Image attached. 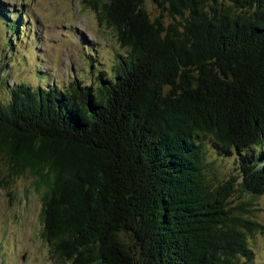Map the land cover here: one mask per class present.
Instances as JSON below:
<instances>
[{"label": "trees", "instance_id": "16d2710c", "mask_svg": "<svg viewBox=\"0 0 264 264\" xmlns=\"http://www.w3.org/2000/svg\"><path fill=\"white\" fill-rule=\"evenodd\" d=\"M151 2L171 22L144 0L85 3L126 51L95 86L18 83L0 101V186L31 179L56 264L249 262L264 229L247 218L264 161L246 154L264 143V0ZM205 142L247 161L239 183L214 182Z\"/></svg>", "mask_w": 264, "mask_h": 264}, {"label": "rangeland", "instance_id": "374dc122", "mask_svg": "<svg viewBox=\"0 0 264 264\" xmlns=\"http://www.w3.org/2000/svg\"><path fill=\"white\" fill-rule=\"evenodd\" d=\"M89 1L0 0V8L19 20L9 27L10 18L4 21L0 16V101H5L9 89L18 83L61 89L77 78L95 86L99 72H111L118 55L126 51L112 30L100 24L96 13L85 5ZM143 5L151 17L160 15L166 24L171 22L167 12L151 0H144ZM204 148V162L215 183L230 177L239 183L241 170L250 168L234 151L220 157L207 142ZM261 150L264 143L245 153L255 155L260 164L264 161L257 155ZM0 171L5 174L1 163ZM8 182L7 190L0 186V264H56L41 236V193L32 190V181L25 176ZM238 199L249 198L245 194ZM252 209L247 218L264 228V195L252 201ZM248 247L251 261L237 258L236 264H264V229L248 237Z\"/></svg>", "mask_w": 264, "mask_h": 264}]
</instances>
